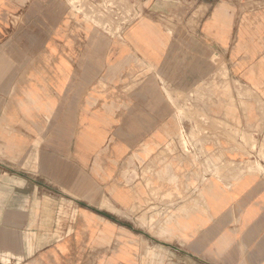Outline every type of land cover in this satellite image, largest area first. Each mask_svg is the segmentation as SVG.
<instances>
[{"label": "crops", "instance_id": "obj_1", "mask_svg": "<svg viewBox=\"0 0 264 264\" xmlns=\"http://www.w3.org/2000/svg\"><path fill=\"white\" fill-rule=\"evenodd\" d=\"M0 264H264V0H0Z\"/></svg>", "mask_w": 264, "mask_h": 264}, {"label": "rangeland", "instance_id": "obj_2", "mask_svg": "<svg viewBox=\"0 0 264 264\" xmlns=\"http://www.w3.org/2000/svg\"><path fill=\"white\" fill-rule=\"evenodd\" d=\"M128 12V13H127ZM126 13V17L125 16H123V19H125L126 21L127 20H129V19H131V18H133L134 16H135V14H136V12L134 11V12H132V13H130L129 14V11H127Z\"/></svg>", "mask_w": 264, "mask_h": 264}]
</instances>
